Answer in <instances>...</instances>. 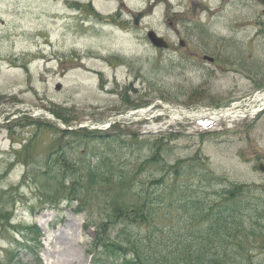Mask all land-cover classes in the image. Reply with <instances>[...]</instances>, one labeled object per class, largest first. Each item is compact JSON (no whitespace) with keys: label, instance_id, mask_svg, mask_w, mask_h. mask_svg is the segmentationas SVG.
Instances as JSON below:
<instances>
[{"label":"rangeland","instance_id":"rangeland-1","mask_svg":"<svg viewBox=\"0 0 264 264\" xmlns=\"http://www.w3.org/2000/svg\"><path fill=\"white\" fill-rule=\"evenodd\" d=\"M167 1L172 8L165 0H0V264L107 259L92 253L93 242L96 250L115 245L106 228L117 213L98 202L126 196L134 180L108 191L91 182L93 151L123 175L163 176L171 189L181 184L205 199L230 184L264 186V109L208 125L162 109L196 116L263 107L256 97L264 93V6ZM148 31L173 49L154 48ZM90 126L116 141L90 137ZM150 154L157 163L143 165ZM165 223L180 225L173 216ZM26 246H39V258L22 253Z\"/></svg>","mask_w":264,"mask_h":264},{"label":"trees","instance_id":"trees-1","mask_svg":"<svg viewBox=\"0 0 264 264\" xmlns=\"http://www.w3.org/2000/svg\"><path fill=\"white\" fill-rule=\"evenodd\" d=\"M86 133L102 142L116 141L109 133ZM157 149L159 152L160 148ZM93 157L95 160L86 164V175L93 183L103 182L107 191V186L123 185L129 178L134 180L127 186L126 196L107 194L98 202L106 214L117 213L114 224L106 228L114 232L115 245L101 242L100 249L96 250L98 244L93 242L92 253L107 256L106 260H98V264H264V186L230 184L217 194L212 190L205 192V199L196 191H182L181 184L174 183L171 189L163 176L135 177L134 171L123 175L120 169L116 171L115 164H106V158L98 151H93ZM142 163L157 162L150 154ZM139 185L142 189L138 192ZM208 193L215 199L208 201ZM134 196L136 199L129 203ZM170 216L180 225L167 230L165 219ZM126 219H130L129 224ZM134 222L140 226H133ZM25 249L37 255L36 248L26 246Z\"/></svg>","mask_w":264,"mask_h":264},{"label":"bare ground","instance_id":"bare-ground-1","mask_svg":"<svg viewBox=\"0 0 264 264\" xmlns=\"http://www.w3.org/2000/svg\"><path fill=\"white\" fill-rule=\"evenodd\" d=\"M257 100H260L261 102H264V93L257 95ZM167 113L172 118H185V117H191L193 116L196 118L195 114L187 113L189 111L183 110V109H171L167 106H165ZM257 109H251V110H242V109H234V108H226L220 111H216L211 113L212 118L217 117H224V118H237V117H244L245 114L253 115ZM52 118V117H51ZM48 260V259H47Z\"/></svg>","mask_w":264,"mask_h":264},{"label":"water","instance_id":"water-1","mask_svg":"<svg viewBox=\"0 0 264 264\" xmlns=\"http://www.w3.org/2000/svg\"><path fill=\"white\" fill-rule=\"evenodd\" d=\"M263 3L264 5V0H259ZM137 21V19H135V22ZM148 38L150 39V41L152 42L153 45L157 46V47H164V42L161 38L156 37V35L154 34V32L150 31L148 32Z\"/></svg>","mask_w":264,"mask_h":264},{"label":"flooded vegetation","instance_id":"flooded-vegetation-1","mask_svg":"<svg viewBox=\"0 0 264 264\" xmlns=\"http://www.w3.org/2000/svg\"><path fill=\"white\" fill-rule=\"evenodd\" d=\"M165 2H166V5L169 6L168 9H170V8H171V5L169 4V2L166 1V0H165ZM171 23H172L171 21L168 22L169 25H170ZM179 44H180L181 46H185L186 42H184V40L180 39ZM169 48L173 49V47L168 46L167 50H169ZM1 97H3V96L1 95ZM4 99H6V97H5Z\"/></svg>","mask_w":264,"mask_h":264}]
</instances>
